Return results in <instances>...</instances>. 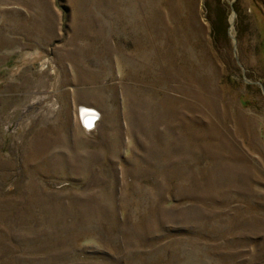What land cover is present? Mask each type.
Masks as SVG:
<instances>
[{"label": "rangeland", "instance_id": "rangeland-1", "mask_svg": "<svg viewBox=\"0 0 264 264\" xmlns=\"http://www.w3.org/2000/svg\"><path fill=\"white\" fill-rule=\"evenodd\" d=\"M0 264H264V0H0Z\"/></svg>", "mask_w": 264, "mask_h": 264}, {"label": "bare ground", "instance_id": "bare-ground-1", "mask_svg": "<svg viewBox=\"0 0 264 264\" xmlns=\"http://www.w3.org/2000/svg\"><path fill=\"white\" fill-rule=\"evenodd\" d=\"M83 118H79L81 124L85 125V128L92 131L97 127V123L100 121L102 114L90 106H82ZM84 127V126H83Z\"/></svg>", "mask_w": 264, "mask_h": 264}]
</instances>
